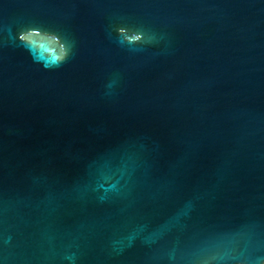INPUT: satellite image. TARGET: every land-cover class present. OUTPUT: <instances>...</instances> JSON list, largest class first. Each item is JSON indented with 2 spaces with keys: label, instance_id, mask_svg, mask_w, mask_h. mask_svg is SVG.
<instances>
[{
  "label": "water",
  "instance_id": "95a60500",
  "mask_svg": "<svg viewBox=\"0 0 264 264\" xmlns=\"http://www.w3.org/2000/svg\"><path fill=\"white\" fill-rule=\"evenodd\" d=\"M258 257L264 0H0V261Z\"/></svg>",
  "mask_w": 264,
  "mask_h": 264
},
{
  "label": "clouds",
  "instance_id": "9594fccd",
  "mask_svg": "<svg viewBox=\"0 0 264 264\" xmlns=\"http://www.w3.org/2000/svg\"><path fill=\"white\" fill-rule=\"evenodd\" d=\"M115 32L118 37H121V43L124 44L125 40L123 33L131 32L135 35L136 39L141 42H145V29L143 27H136L132 28L127 24L117 25L115 27ZM54 34L58 39H62L63 42L60 43V54L51 58V62H46L43 60H38L36 57L33 56V62L39 64L44 70H52L60 68L64 65L70 58L72 54V46L66 42L64 38V34L58 30L50 29V28H43L40 25H32L26 29L20 30L17 35L16 39L20 45L24 47V50L32 54L33 42L29 39L32 36H39L41 34ZM0 264H4V261H0ZM203 264H209L208 261H204ZM237 264H264V257H258L255 261H246L241 260L237 261Z\"/></svg>",
  "mask_w": 264,
  "mask_h": 264
}]
</instances>
